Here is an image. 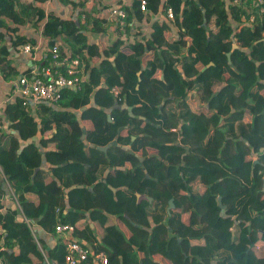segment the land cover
Wrapping results in <instances>:
<instances>
[{
    "label": "trees",
    "instance_id": "trees-1",
    "mask_svg": "<svg viewBox=\"0 0 264 264\" xmlns=\"http://www.w3.org/2000/svg\"><path fill=\"white\" fill-rule=\"evenodd\" d=\"M48 1L0 0L3 79L19 74L7 38L16 51L38 42L22 25L42 27L87 74L58 108L17 97L0 114V264H68L73 239L48 249L34 230L57 236L61 223L109 264H124L121 253L126 264H264V13L234 0H117L128 16L112 38L116 19L94 15L89 0H62L84 8L77 21ZM45 149L59 164L41 167ZM76 185L80 197L67 192ZM131 237L144 241L141 254Z\"/></svg>",
    "mask_w": 264,
    "mask_h": 264
},
{
    "label": "built area",
    "instance_id": "built-area-1",
    "mask_svg": "<svg viewBox=\"0 0 264 264\" xmlns=\"http://www.w3.org/2000/svg\"><path fill=\"white\" fill-rule=\"evenodd\" d=\"M73 1L77 2L80 0ZM90 2L91 0H89V3ZM233 2L248 8H253L251 14L257 13L262 15L264 13V0H234ZM146 4V0H143L142 9H145ZM108 15L112 19H116L117 25L118 23L123 25L128 16L127 12L117 3L111 5ZM167 17L169 20L174 21L175 13L172 8L167 10ZM253 20L254 15L251 16V21ZM34 50L35 46L30 43L25 44L23 47V51L32 57L34 56ZM49 52V54H51L52 67L42 68L44 75L42 72H39V74L22 75L15 84L13 90L15 96L22 98L25 106L40 102L57 104L62 97L64 89L80 88L81 83L86 77L87 71L85 62L80 58H73L64 54L61 51L59 43L50 46ZM112 91L115 95L119 94V90L115 87L112 88ZM13 194L14 193L11 192V195L14 197ZM56 230L57 233L63 237L73 239L67 247L66 261L68 264H109V257L105 252L95 253L85 248L80 242L73 238L75 230L73 225L61 223L57 226ZM2 231L0 224V233Z\"/></svg>",
    "mask_w": 264,
    "mask_h": 264
},
{
    "label": "crops",
    "instance_id": "crops-1",
    "mask_svg": "<svg viewBox=\"0 0 264 264\" xmlns=\"http://www.w3.org/2000/svg\"><path fill=\"white\" fill-rule=\"evenodd\" d=\"M125 1L130 2L131 0H125ZM116 2H117V0H91L90 3L88 1V5L86 4L85 8H87V10L93 11L94 15H96V16H99V15L102 16V15L106 14L108 16V20H110L112 18L109 17V15H108L109 9H110L111 5H113ZM103 5L108 7V9L105 11V13L101 12V10H100ZM46 8H47L48 12L54 11V10L58 11L59 14L65 18H73V19L77 18L76 21L78 20L79 11L84 9V8H80V7L76 8V7H73L72 5H69V4L65 5V4H63L62 0H49L46 4ZM161 15L162 14L160 13L159 16H161ZM169 22L172 23L173 34L175 36H178L179 28L177 26H174V21L170 20ZM29 26H23L22 25L20 27V29H21V33L23 32L24 34L29 35V36L38 34L37 35L38 42L35 45V50L33 51L34 52L33 57L29 54H26L23 51V47L20 48V51H16L15 48L12 47L11 38L10 37L7 38V41L9 43V49L11 51L10 57H12V60L16 63L19 74L13 81L12 80L6 81L3 79L2 72L0 71V114H2V113L4 114L5 105L9 101H13V100L17 99L13 90L15 88V84L19 80V77H21L22 75H30V74H37V73L39 74V72H42L44 75V72L42 70V68H43L42 66H44L46 64L45 59H47L49 55H50L49 58H51V54H49L50 53L49 52V47H50L49 41H48V38L42 34V27H40V29H35V28L31 27V25H29ZM116 26H117V23L114 21L109 27V33H110L112 38H114V36H115V28L114 27H116ZM91 40L93 42H98V40L93 39L92 37H91ZM50 66L52 67V63L50 64ZM138 75H140V72L138 73ZM161 78H164L163 75L161 76ZM37 104L38 103H33V105H32L33 108H35ZM49 104H51V103H49ZM51 105L56 106L57 104H51ZM56 107L58 108V106H56ZM82 112H83V110H79L77 112V115L80 118V120H81ZM172 119H173L174 123L176 125H178V123H179L178 118L176 116H173ZM81 125L83 128L86 129L89 126H91V123L88 121H81ZM83 137H85V136H83ZM29 141L39 143V138H33ZM28 142H24L23 145L27 144ZM109 146L110 145L103 146V147H107V149H108ZM125 149H130V146H126ZM43 152H44V158H43V163H42L41 167L49 168L51 166L59 164V161L56 159L55 154L48 153L47 149L43 150ZM39 169L40 168H38L37 171ZM207 172L210 173L209 171L205 170V173H203V174L207 175ZM0 173H1V168H0ZM76 186H79V185H76ZM72 188H73V186L70 187L69 189H67V192L68 193H70V192L74 193L76 196L80 197V196H82L81 190L84 189L85 186L82 185V187H78L75 189L73 188V190H72ZM90 189H91V187H90ZM118 189L119 188L113 184H111L109 186V190L111 192L108 191L106 195H107V201L111 205H114L116 202V195L115 194L118 191ZM74 190H76V191L74 192ZM112 192H115V194L113 195ZM12 198H13V196L10 193L8 195L5 203L11 204V201H13ZM138 198L139 199L142 198V195L140 194V196H138ZM150 199H152V198H150ZM110 217L115 223L118 222L116 216H110ZM93 226H94V224H93ZM34 230L36 231V234L38 235L39 239H41V241L44 242L45 246L48 249L56 246L59 238L63 237L60 234H58L57 236L52 235V234L48 233L47 231H45L39 225H35ZM130 239L135 246V250L139 254H141L143 251L142 248L144 247V241L139 237H134V238L131 237ZM121 256L123 258L124 264H126L124 255L122 253H121Z\"/></svg>",
    "mask_w": 264,
    "mask_h": 264
},
{
    "label": "water",
    "instance_id": "water-1",
    "mask_svg": "<svg viewBox=\"0 0 264 264\" xmlns=\"http://www.w3.org/2000/svg\"><path fill=\"white\" fill-rule=\"evenodd\" d=\"M238 6H242L241 4H239V3H236ZM247 11H249V13H251V10L248 8V7H244ZM206 22V21H205ZM237 44L234 46V48H237ZM229 56H230V54H229ZM214 63L213 62H211L209 65H207L205 68H203L202 70L204 71L206 68H208L209 66H211V65H213ZM129 111H130V113H131V115H134L133 114V112H132V107H129ZM142 118H144V117H142ZM178 144L180 143V142H177ZM101 150H104V151H106L107 150V147H99ZM0 181L4 184V185H6L7 184V181H6V178L3 176V174L2 173H0ZM78 187H82V185H79V186H73V188L75 189V188H78ZM73 188H72V190H73ZM138 196H140V194H138ZM221 197H220V201H221ZM175 205H174V201H173V199H171L170 200V206L168 207V211L169 212H171V209L174 207Z\"/></svg>",
    "mask_w": 264,
    "mask_h": 264
},
{
    "label": "rangeland",
    "instance_id": "rangeland-1",
    "mask_svg": "<svg viewBox=\"0 0 264 264\" xmlns=\"http://www.w3.org/2000/svg\"><path fill=\"white\" fill-rule=\"evenodd\" d=\"M249 89H250V85H245L244 86V95L243 96L245 98L249 96ZM200 172L201 173H205V170L201 169ZM207 176L210 177V181H212L213 174L207 172Z\"/></svg>",
    "mask_w": 264,
    "mask_h": 264
}]
</instances>
